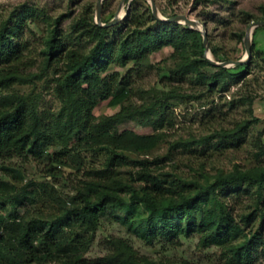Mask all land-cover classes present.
Masks as SVG:
<instances>
[{"label": "rangeland", "instance_id": "374dc122", "mask_svg": "<svg viewBox=\"0 0 264 264\" xmlns=\"http://www.w3.org/2000/svg\"><path fill=\"white\" fill-rule=\"evenodd\" d=\"M98 3L99 0H0V31L7 23L13 28L11 35L17 31L18 39L25 46V60L33 62V67L19 71V80L9 87L1 84L0 78V98L13 93L28 97L46 124L55 123L67 107L70 111L68 103L56 93L65 73L63 62H47L42 51L46 39L58 29L68 48L88 53L96 41L81 37L74 27L81 20H86L88 28L93 23L98 25ZM152 4L163 19L177 20H159ZM262 7L264 0H103L102 23L119 19L117 24L106 28L107 40L117 48L134 14L141 17L144 31L151 29L158 33L170 25L179 37L145 51L139 61L136 55L125 65L118 55L111 58L99 74L114 76V93L96 104L90 126L102 129L105 121L116 116L124 106L138 107L141 110L138 120H121L109 131L112 135L125 131L153 135L152 147L133 155L137 159L160 160L152 166L155 175L207 183L218 174L237 168H264V27L253 32L250 58L245 37L243 40L240 37L262 17ZM185 16L196 24L179 20ZM187 29L199 32L203 44V33L207 32L208 55L214 61H247L249 69L231 64L227 67L230 72L224 73L215 87L199 80L190 68L199 55L197 40L194 35L185 34ZM214 48L219 50L218 57L213 55ZM220 67H205L201 71L212 75ZM126 83L131 91L129 97L116 99ZM150 108L154 109L149 115L145 109ZM255 118L259 122H254ZM241 125L245 129L238 138L241 141L238 147H215H222L225 133ZM73 135L75 141L69 150L79 155L80 169L77 163L66 167L54 161L55 151L62 148L58 142L42 143L37 149L29 146L23 155L0 158V204L4 205L0 208V222L11 223L10 233L23 232L34 222V246L43 253L41 262L25 264H64L63 260L74 254L92 260L124 252V247L130 248V254L140 264H230L223 255L225 250L217 246L203 247L198 234L181 238V244L176 247L161 238L148 243L116 218L124 217L122 211L101 214L98 226L84 234V245L77 251L75 248L73 252H60L58 243L81 234L82 222L74 209L82 201L80 189L87 180L86 173L103 166L110 155L102 146L89 147L86 132ZM61 158L67 161L65 156ZM193 191L189 188L185 192ZM227 199L236 216L253 202L248 196ZM63 217L67 218L57 224L55 236L48 235L51 224ZM46 222L47 226L41 229ZM9 252L21 256L18 244L12 242L2 248L3 254ZM255 258L254 264H264V242L257 247Z\"/></svg>", "mask_w": 264, "mask_h": 264}, {"label": "trees", "instance_id": "16d2710c", "mask_svg": "<svg viewBox=\"0 0 264 264\" xmlns=\"http://www.w3.org/2000/svg\"><path fill=\"white\" fill-rule=\"evenodd\" d=\"M262 10L263 15L259 21H264V7ZM169 26L158 33L151 32V29L144 31L141 17L134 14L128 21L124 37L117 48L107 40L108 29L95 23L88 28L86 20H81L74 31L81 37L96 41L88 53L78 48H68L61 31L54 29L45 41L42 54L49 63L63 62L65 73L59 80L56 93L68 103L70 111L67 107L66 113L63 112V116L56 119L55 123L46 124L28 97L14 93L1 97L0 158L23 155L29 146L37 149L42 143L51 145L58 142L62 148L55 151L54 161L66 167L77 163L80 169L79 155L71 154L69 150L75 141L74 132L77 134L80 131L86 132V144L89 147L102 146L110 152L103 166L92 168L86 173L87 180L80 189L82 201L74 209L82 222L81 234H76L70 241L58 243L62 253L73 252L75 248L77 251L79 246L84 245V234L98 226L101 214L122 211L124 217L116 218L138 238L148 243L161 238L176 247L181 244V238L198 234L203 247L217 246L225 250L223 255L230 264H254L257 247L264 242V168H237L229 173H220L213 181L206 180L207 183L187 181L171 175H155L152 166L160 160L137 159L133 155L149 150L155 142L153 135L141 136L132 131L112 135L109 131L121 120H138L141 113L138 107L124 106L116 116L105 121L104 129L89 124L96 104L114 93V76L101 77L99 74L107 62L117 55L118 59H123L124 65L134 55L139 61L145 51L158 48L164 42L171 43L172 39L179 36L178 31ZM12 29L7 23L0 31V78L1 84L6 87L19 80L17 74L20 70L33 67V62L25 60V46L18 39L17 31H13L14 35L10 34ZM185 32L195 36L196 52L199 54L193 59L190 68L196 72L199 80L207 81L213 87L217 86L223 74L231 69L220 67L212 75L202 72V68L217 66L205 58L201 34L190 29ZM245 36L242 33L240 37L243 40ZM213 55L219 56L217 48L213 49ZM236 68L249 69V65H238ZM128 86L126 83L123 92L115 98L129 97L131 91ZM152 109L154 108L145 111L150 115ZM253 121L259 122V119L255 118ZM244 129L245 126L241 125L225 133L221 139L222 147H215H238L241 144L238 138ZM64 156L67 161L61 158ZM137 185L143 187L138 189ZM189 188L194 191L186 193ZM243 196L253 198V202L236 216L229 208L227 198L239 200ZM0 208H4V205L0 204ZM66 218L51 224L48 235L55 236L57 224ZM46 226L47 222L41 229ZM10 227L11 223L0 222V264L41 262L43 253L36 249L33 241L35 223H30L19 233H10ZM8 242L18 244L20 257L14 252L6 255L2 253V248ZM63 261L64 264H140L130 254L128 247H124V252L97 259L89 260L74 254Z\"/></svg>", "mask_w": 264, "mask_h": 264}, {"label": "water", "instance_id": "95a60500", "mask_svg": "<svg viewBox=\"0 0 264 264\" xmlns=\"http://www.w3.org/2000/svg\"><path fill=\"white\" fill-rule=\"evenodd\" d=\"M102 1L103 0H99V3H98V18H97V23H98V25L100 27L109 28V27L117 24L119 22V19L116 18L115 20H113L112 22H110L108 24L102 23L101 16H100V10H101V6H102ZM152 8H153V13H154L155 17L158 18L161 21L172 22V21H176L177 20L175 18H172V19H163L162 17L159 16L158 11L154 7L153 4H152ZM182 19H184V20H186V21H188L190 23L196 24V22L194 20H192V19H190V18H188L186 16L185 17H182V18H179V20H182ZM258 27H264V21H258V22L253 23L251 29H249L247 31L246 36H245V39H244V45H245V48H246V51L248 53V57L249 58L251 57V47H252L253 32ZM203 35H204V46H205V58L209 62H211L213 65L227 68L231 64L236 65V66H238V65H247L248 64L247 61H238V62H230V61H227V62H222V63H219V62L214 61L208 55L209 52H208V37H207V32L204 31Z\"/></svg>", "mask_w": 264, "mask_h": 264}, {"label": "bare ground", "instance_id": "6f19581e", "mask_svg": "<svg viewBox=\"0 0 264 264\" xmlns=\"http://www.w3.org/2000/svg\"><path fill=\"white\" fill-rule=\"evenodd\" d=\"M198 25H200V24H198ZM196 26V25H195ZM194 27V26H193ZM197 27V26H196Z\"/></svg>", "mask_w": 264, "mask_h": 264}]
</instances>
